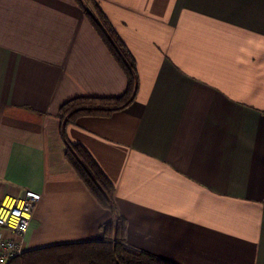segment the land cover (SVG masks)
<instances>
[{"label": "crops", "instance_id": "0c3cea01", "mask_svg": "<svg viewBox=\"0 0 264 264\" xmlns=\"http://www.w3.org/2000/svg\"><path fill=\"white\" fill-rule=\"evenodd\" d=\"M96 2L137 92L62 136L65 100L121 94L125 75L74 0H0V199L41 195L24 249L100 238L110 217L67 140L114 184L129 245L175 264H264V0Z\"/></svg>", "mask_w": 264, "mask_h": 264}, {"label": "trees", "instance_id": "16d2710c", "mask_svg": "<svg viewBox=\"0 0 264 264\" xmlns=\"http://www.w3.org/2000/svg\"><path fill=\"white\" fill-rule=\"evenodd\" d=\"M74 1L90 18L95 32L124 73L126 85L115 96L79 95L65 100L57 110L62 136L65 125L75 123L80 116H108L126 107L138 87L135 59L96 0H87L92 10L85 7L83 0ZM64 158L98 205L110 213L99 226L101 237L24 250L8 264H175L126 242L127 222L114 204V184L83 145L66 140Z\"/></svg>", "mask_w": 264, "mask_h": 264}, {"label": "built area", "instance_id": "2783aa9c", "mask_svg": "<svg viewBox=\"0 0 264 264\" xmlns=\"http://www.w3.org/2000/svg\"><path fill=\"white\" fill-rule=\"evenodd\" d=\"M40 198L39 193L27 190L23 197L0 199V227L6 230V235L0 234V264H8L25 250V233Z\"/></svg>", "mask_w": 264, "mask_h": 264}, {"label": "rangeland", "instance_id": "374dc122", "mask_svg": "<svg viewBox=\"0 0 264 264\" xmlns=\"http://www.w3.org/2000/svg\"><path fill=\"white\" fill-rule=\"evenodd\" d=\"M33 223H34V221H33ZM26 237V236H25ZM26 240H27V238H26Z\"/></svg>", "mask_w": 264, "mask_h": 264}]
</instances>
